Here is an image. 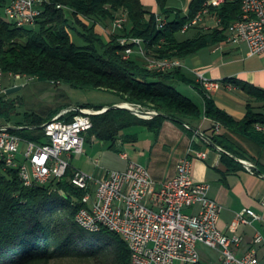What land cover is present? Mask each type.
Listing matches in <instances>:
<instances>
[{"label": "trees", "instance_id": "trees-1", "mask_svg": "<svg viewBox=\"0 0 264 264\" xmlns=\"http://www.w3.org/2000/svg\"><path fill=\"white\" fill-rule=\"evenodd\" d=\"M158 1L162 14L168 20L163 28L158 27L156 13L150 12L142 0H49L35 24L37 28L16 27L5 19L0 10V67L6 73L65 83L75 89L109 91L121 101L138 103L136 105L159 112L152 119L141 118L125 108H110L93 115L90 135L109 143L112 148H116L121 132L132 126L141 125L159 131L167 119L181 125L201 120L203 113L197 103L175 83L181 81L203 93L207 118L264 148V131L257 128L264 123L263 114L250 109L244 119L236 120L217 107L211 94L198 81L187 78L182 68L165 72L150 69L133 57L125 59L121 54L124 46L119 35L106 39L96 30L98 23L112 22L122 8L129 17L123 35L143 38L146 46L154 49L161 59H183L226 40L229 25L242 15V0H232L216 8L222 18L221 28L200 32L187 39H180L178 33L207 0H191L187 14L167 7L168 0ZM3 4L1 0L0 6ZM66 8L73 11L80 28L70 22ZM72 29L84 38L85 45L80 46L73 41ZM159 44L161 48L155 49ZM247 90L264 95L254 87ZM3 97H0V117L8 119L16 112V103L5 101ZM82 106L106 107L105 104L91 103ZM60 111L48 116L26 112L25 122L16 124L21 128L12 131L24 139L42 142L45 137L43 124ZM212 140L237 157L251 158L226 135H213ZM224 158L232 160L226 153ZM255 161L259 172L264 173V164L259 159ZM73 172L70 167L61 180L35 187L24 185L17 168L0 174V264H51L57 255L68 254L98 260L99 250L103 248H109L111 252L110 264H131V250L122 235L106 228L90 232L77 223L76 215L85 205L86 190L72 183ZM94 238L102 242L94 247L82 244Z\"/></svg>", "mask_w": 264, "mask_h": 264}, {"label": "built area", "instance_id": "built-area-1", "mask_svg": "<svg viewBox=\"0 0 264 264\" xmlns=\"http://www.w3.org/2000/svg\"><path fill=\"white\" fill-rule=\"evenodd\" d=\"M232 0H207L203 7L181 29L222 27V18L214 11V4L222 6ZM49 0H11L6 5L5 19L10 24H19V28L37 23ZM262 9L264 0H242V21L230 24L226 41L230 44L245 43L250 53L264 54V19H249L250 10ZM213 22H209V19ZM167 17L156 14L157 25L165 23ZM129 21L128 13L119 9L112 25L104 27L110 36L119 35L124 48L123 58H131L135 52L145 60L150 69L173 71L184 65L158 67L161 56L140 37H128L122 34ZM99 24V23H98ZM104 26V25H103ZM161 44L155 46L160 49ZM196 80L206 92L212 94L220 87L218 80L209 78L202 71H195ZM5 76L0 75V97L7 93ZM13 79H23L25 75H13ZM55 84L54 82H52ZM135 115L152 119L158 111L138 109L126 106ZM102 109L70 105L43 124L45 137L42 142L24 139L14 133L12 124L0 123V174L10 168H17L19 176L27 187L46 185L65 177L74 154L85 151V134L93 128L92 116ZM219 131V127L216 128ZM26 147L22 150V144ZM127 158V154H123ZM197 158H206L207 153L197 151ZM252 173L259 172L256 164L248 159H241ZM262 174V173H261ZM264 176V174H262ZM72 183L79 189L86 190L84 206L79 215L89 220V224L106 228L123 236L131 250V264H183L200 261L199 244L221 252L226 264H264L255 247L242 257L237 256L235 248L241 237L229 236L219 227L223 206L210 197V184L196 181L193 177V159L185 156L177 165L174 177L157 182L150 170L143 164L130 161L124 170H111L103 178L74 169ZM91 188H94L91 191ZM199 206L197 213H189L187 208ZM246 214L258 218L252 209L238 214L232 223L236 229L239 223H249ZM254 242H264V236L257 233Z\"/></svg>", "mask_w": 264, "mask_h": 264}, {"label": "crops", "instance_id": "crops-1", "mask_svg": "<svg viewBox=\"0 0 264 264\" xmlns=\"http://www.w3.org/2000/svg\"><path fill=\"white\" fill-rule=\"evenodd\" d=\"M190 2L191 0L186 7H180L168 0L167 7L183 10V13L187 14ZM142 3L150 12L163 13L158 0H142ZM149 16L147 14V17ZM105 22L109 23V21ZM209 22H213V19H209ZM105 26L99 23L96 25V30L108 39L104 33ZM193 30L195 35L189 38H194L200 32L211 31L206 30L203 26L193 28ZM181 62L184 65L182 72L190 80L197 81L194 72L198 70L204 72L209 78L220 82L219 89L213 92L211 97L217 107L236 120L244 119L250 109L264 115V95L253 94L247 90V88L254 87L264 92V54L252 55L247 44H230L225 40L181 59ZM184 83L188 85L190 89L188 91L194 99L191 98L203 113L201 120L192 123L186 122L181 125L172 119H167L159 131H153L141 125L132 126L121 132L117 139L116 148H112L109 143L100 141L93 136L90 143L93 144L94 148L86 149L85 146L83 153L74 154L71 159L72 169L88 171L89 162L92 160L96 161L97 166H102L101 160L96 156L103 150L100 148V144L104 143L105 145L109 144L111 149H117L120 152L122 162L114 170H124L130 161H135L145 165L157 182H163L176 175L177 165L182 158L190 156L193 159L194 179L199 182H208L210 184V197L223 206L219 221L220 229L229 236L237 234L241 237L240 244L235 248L237 256L242 257L255 247L258 256L264 258V242L259 244L254 242L257 233L264 236V176L262 175L264 173L250 172L237 159H248L254 163L255 160L259 159L264 164V148L258 146L254 141L228 131L225 126L207 118L204 115L206 100L203 93L193 85ZM61 104L62 101L48 111L43 109L39 114L48 116L56 110L60 111L64 108L61 107ZM191 127L200 130L211 139L216 134L226 135L242 152L251 158H240L229 152L221 151ZM217 127H219L218 132L216 131ZM257 128L264 131V123L257 125ZM197 151L206 152L207 157H195ZM125 153L127 158L123 156ZM225 153L231 156L232 160H225ZM103 167V170H96L95 174L97 175L93 174L95 178L96 176L103 178L110 171L105 166ZM248 209L254 210L259 217L254 218L246 214L245 217L250 222H241L236 229H232L231 225L238 214ZM186 210L189 213H197L199 206L196 205ZM198 248L200 261L194 264H226L219 250L204 244H199ZM175 264L183 263L176 261Z\"/></svg>", "mask_w": 264, "mask_h": 264}, {"label": "rangeland", "instance_id": "rangeland-1", "mask_svg": "<svg viewBox=\"0 0 264 264\" xmlns=\"http://www.w3.org/2000/svg\"><path fill=\"white\" fill-rule=\"evenodd\" d=\"M1 1V0H0ZM11 0H3V5L0 6V10L3 15H5V9L8 2ZM173 4H177L180 7H186L189 4L190 0H169ZM66 16L69 18L70 22L78 27L79 25L75 22V17L73 11L69 8L65 9ZM102 25L109 24V28L112 25V22L106 23L105 21L101 22ZM33 27H38V25H32ZM107 26V25H106ZM72 38L73 41L77 45H85L86 41L84 38L79 34L76 29H72ZM104 33L110 39V36L104 31ZM195 35V31L193 28L188 33L179 32L178 36L180 39H187ZM209 50V49H208ZM133 58H141L139 59L140 62L146 63L145 60L139 55L138 52H135L132 55ZM137 57V58H136ZM178 88L187 96L192 97L191 93L188 91L190 90L188 85L184 82H175ZM5 85L7 88L13 86H22V88L14 93L8 94L6 93L3 97L5 101H15L16 103V112L12 114L10 118L0 117V123L4 124H12L16 125L20 122H25V114L26 112H36L40 113L42 110L48 111V109L57 106L61 103V107H66L67 105H82L86 103L91 104H105L106 107L111 106L115 103L126 104V103H133V102H124L121 101L120 97L115 95L112 92L104 91V90H94V89H75L68 84L62 83H55L47 82L39 80L38 78L34 79H13L11 73H6L5 76ZM193 98V97H192ZM194 99V98H193ZM115 102V103H114ZM138 104V103H136ZM145 110H156L152 109L147 106H143ZM46 107V108H45ZM105 108V107H104ZM129 110V109H128ZM86 149L94 148L93 144L91 145V139L93 136L90 133H86ZM26 144H22V150H24ZM100 148L103 150L99 153L96 157L101 160L102 166H97V164L92 160L89 162V170H83L91 175L96 173V170H100L104 168L114 170L120 166L122 159L120 158V152L117 149H111L108 145L104 143L100 144ZM77 156V155H76ZM109 167V168H108ZM103 170V169H102ZM97 175V174H95ZM97 178V176H96ZM94 188H91L93 191ZM87 193V191H86ZM64 194V193H62ZM187 211V210H186ZM99 242H102L100 239L94 238L90 241L82 242V244H86L88 247L97 246ZM111 252L109 248H103L99 250V258L98 260L94 257H85L80 258L76 254H68V255H57L56 258L53 259L51 264H110L111 261Z\"/></svg>", "mask_w": 264, "mask_h": 264}, {"label": "bare ground", "instance_id": "bare-ground-1", "mask_svg": "<svg viewBox=\"0 0 264 264\" xmlns=\"http://www.w3.org/2000/svg\"><path fill=\"white\" fill-rule=\"evenodd\" d=\"M220 6H222V4H214V11H216V8H219ZM249 19H264V11H262V9H254V10H250L249 12ZM242 21V15L239 19L233 21L231 24H240V22ZM168 20H165V23H160L158 24L159 28H163L166 24H167ZM16 27H19V24H12ZM192 27H185V32H187L188 30H190ZM206 30H214V27H204ZM173 65H182L181 59L180 58H172V59H160L158 60V67H171ZM164 70V69H161ZM6 74V72L0 67V75H4ZM13 75H22L20 73L18 74H14L11 73ZM25 78L30 79L29 77L25 76ZM210 93V92H209ZM123 106H137L138 109H143V107L141 105H136L134 103H126V104H122ZM150 111H157V110H150ZM76 221L77 223L83 227L84 229L90 231V232H100L102 229V227H96L93 225L89 224V220L85 219L83 217H81L79 215V211L76 215Z\"/></svg>", "mask_w": 264, "mask_h": 264}, {"label": "water", "instance_id": "water-1", "mask_svg": "<svg viewBox=\"0 0 264 264\" xmlns=\"http://www.w3.org/2000/svg\"><path fill=\"white\" fill-rule=\"evenodd\" d=\"M21 88H22V86H13V87H10V88L7 89V93H8V94L14 93V92L20 90ZM110 108H125V109H128L126 106H123V105L120 104V103H115V104H113V105H111V106H108V107L103 108L102 111H99V112H97L96 114H100V113L106 112V111H107L108 109H110ZM188 126H189V125H188ZM189 127H190V126H189ZM10 128H11V129H15V128H21V127H10ZM191 128H192L194 131H196L200 136H202L204 139H206L210 144L214 145L215 147H217V148L220 149L221 151L228 153V152H227L226 150H224L222 147H220L219 145H217L216 143H214L213 140H212L209 136L205 135V134H204L203 132H201L200 130H197V129L193 128V127H191ZM237 159L240 160V161L242 162L241 159H239V158H237Z\"/></svg>", "mask_w": 264, "mask_h": 264}]
</instances>
